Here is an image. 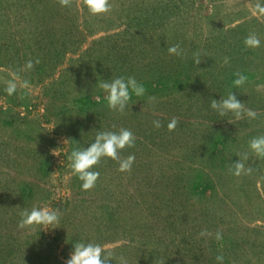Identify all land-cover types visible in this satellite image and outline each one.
I'll use <instances>...</instances> for the list:
<instances>
[{
	"label": "rangeland",
	"instance_id": "1",
	"mask_svg": "<svg viewBox=\"0 0 264 264\" xmlns=\"http://www.w3.org/2000/svg\"><path fill=\"white\" fill-rule=\"evenodd\" d=\"M108 2L93 14L86 0H0V264H64L78 240L101 245L111 264H264V158L249 148L264 135L259 0ZM253 34L260 46L246 47ZM14 75L28 86L9 96ZM120 76L146 88L124 112L99 87ZM229 92L239 117L211 107ZM121 129L134 143L103 157L83 190L72 147ZM240 162L252 170L236 176ZM33 207L57 210L59 225L22 226Z\"/></svg>",
	"mask_w": 264,
	"mask_h": 264
},
{
	"label": "clouds",
	"instance_id": "2",
	"mask_svg": "<svg viewBox=\"0 0 264 264\" xmlns=\"http://www.w3.org/2000/svg\"><path fill=\"white\" fill-rule=\"evenodd\" d=\"M65 4L68 0H63ZM86 5L89 11L93 14L106 13L110 10L111 5L108 0H86ZM254 14L264 15V0H259L253 10ZM261 41L253 34L248 36L244 44L246 47H258ZM170 53L176 55H182V50L179 45H174L168 49ZM199 57L196 59V63L199 64ZM39 63V60L36 61ZM26 67L31 69L33 62L30 60L27 62ZM237 79L233 81L234 85L240 86L244 83L246 77L237 73ZM18 83L21 88L28 86V81L19 82L18 77L14 75V78L7 81V86L4 91L12 96L17 92ZM99 87L106 93V100L108 107L112 110L124 112L125 107L128 106L133 96L142 97L146 92L144 83L137 81L133 76L129 77H117L112 80H104L99 84ZM150 99H154L150 98ZM212 108L222 107L224 110H230L240 116L243 111V105L236 99L233 92H229L226 99L218 103L212 101ZM224 114L223 111L220 113ZM247 115L251 118H256L257 113L251 109L248 110ZM156 127H160L159 121H154ZM177 121L173 119L168 124V129L172 130L176 127ZM134 143V137L131 131L127 129H121L118 132L115 131H98L94 142L87 147H80L74 145L71 152L68 155V161L72 172L79 178L81 188L83 190H89L95 187L99 172L94 170V166L97 165L103 157H110L118 159V152L124 149L126 146H131ZM249 148L257 155V157L264 158V135L253 137L249 142ZM134 156H129L126 160L120 162V171H127L131 169ZM247 159V157H245ZM234 175L239 176L242 172H250L251 168H245L243 162L236 163L234 168L230 169ZM61 220L60 213L49 207H33L31 209H25L21 212V225H40L42 229H54L59 225ZM221 233L216 234L217 240H222ZM217 261L223 262L224 257L219 255L216 257ZM113 256L110 252H107L101 245L92 242H85L78 240L73 242V247L69 257L65 260L64 264H111ZM121 264H125L123 258H121Z\"/></svg>",
	"mask_w": 264,
	"mask_h": 264
}]
</instances>
